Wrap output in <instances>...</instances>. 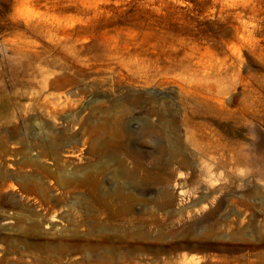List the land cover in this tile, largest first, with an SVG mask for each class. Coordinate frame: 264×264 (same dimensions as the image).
Returning <instances> with one entry per match:
<instances>
[{
  "label": "rangeland",
  "instance_id": "obj_1",
  "mask_svg": "<svg viewBox=\"0 0 264 264\" xmlns=\"http://www.w3.org/2000/svg\"><path fill=\"white\" fill-rule=\"evenodd\" d=\"M262 239L264 0H0V264Z\"/></svg>",
  "mask_w": 264,
  "mask_h": 264
},
{
  "label": "bare ground",
  "instance_id": "obj_2",
  "mask_svg": "<svg viewBox=\"0 0 264 264\" xmlns=\"http://www.w3.org/2000/svg\"><path fill=\"white\" fill-rule=\"evenodd\" d=\"M72 242L73 244L68 245L67 249L65 250L68 251L70 254H85L87 252H96L97 248L100 247V245L98 244L89 246L86 240L83 239L72 240ZM262 247H264V239H262L256 245L245 246L243 250H246V252L243 254H239L240 251L242 250L241 248L234 247L229 249L226 246L218 247L209 242L206 244H203L200 241L195 244L187 242L184 243V245L182 246V248L189 250L191 249L194 251H203L214 248L215 250L221 251L222 253L224 252L230 253L229 256H225V255L212 256L213 263L211 264H264V249H262ZM105 249L111 251L110 248H105ZM72 264H81V263L78 261H74L72 262Z\"/></svg>",
  "mask_w": 264,
  "mask_h": 264
}]
</instances>
